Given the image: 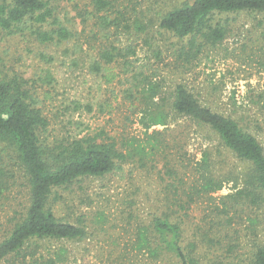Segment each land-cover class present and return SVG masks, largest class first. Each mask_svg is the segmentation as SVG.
<instances>
[{"label":"rangeland","instance_id":"obj_1","mask_svg":"<svg viewBox=\"0 0 264 264\" xmlns=\"http://www.w3.org/2000/svg\"><path fill=\"white\" fill-rule=\"evenodd\" d=\"M109 1L110 16L120 25L111 27L107 37L92 0L57 3L59 21L73 35L66 42L40 44L27 35L0 33V71L27 81L48 121L49 145L88 137L113 143L126 157L118 161L119 169L104 177L81 178L56 190L52 211L62 220L83 225L88 236L78 242L48 243L44 250L61 252L65 262L60 264H155L146 250L138 251L135 234L139 225L148 224L152 214L174 201L183 208L175 207L183 224V247L195 249L197 264H249L253 243L264 238V207H232L223 200L241 186L246 165L207 129L170 113L166 125L145 129L148 107L124 92L130 86L125 83L130 73L125 72L124 60H115L102 74L90 73L88 67L111 45L133 47L135 56L128 60L135 70L151 75L166 92L165 102L158 99L153 105L170 112L168 92L182 83L204 105L238 119L264 149V16H222L228 26L225 39L205 47L185 65L178 57L180 43L158 25L160 17L182 0ZM46 73L50 79L45 80ZM205 150L213 176L223 185L214 193L197 195L193 188L199 175L193 168ZM27 198L23 180L5 194L0 241L13 219L24 213ZM159 264L176 262L165 259Z\"/></svg>","mask_w":264,"mask_h":264},{"label":"trees","instance_id":"obj_2","mask_svg":"<svg viewBox=\"0 0 264 264\" xmlns=\"http://www.w3.org/2000/svg\"><path fill=\"white\" fill-rule=\"evenodd\" d=\"M59 1L0 0V33L27 35L40 44H60L70 40L72 33L61 25L56 13ZM92 4L94 11L102 14L99 23L107 37L111 27L116 30L120 25L117 18L110 16L112 3L92 0ZM240 13L264 16V0H182L160 17L158 25L180 43L178 57L189 65L205 47L216 46L225 39L228 26L222 16ZM133 56V47L118 49L111 45L99 52L88 70L102 74L115 60H124L125 72L130 73L129 78H125V83L130 85L125 88V94L148 107L144 112L143 127L166 125L170 113L174 118L207 129L224 150L246 165L241 172V186L223 200L232 207L240 204L264 207V149L257 139L244 130L238 119L204 105L182 83L174 84L168 92L170 112L153 105L154 100L165 102L166 92L151 75H145L141 68L135 70L128 60ZM40 57L45 56L41 54ZM114 77L112 75V79ZM47 79H50L49 73H46ZM38 104L27 81L16 75L9 78L0 71V210L5 194L15 188L18 180H23L28 197L24 213L13 219L12 227L0 241V263L7 260L12 264L65 262L61 252L46 251L44 245L78 242L86 239L88 234L83 225L56 216L50 206L54 201L52 195L58 188L67 187L81 178L104 177L119 169L118 161L126 160L113 143L96 142L88 137L49 145L48 121ZM211 166L210 153L205 150L193 168L199 175L193 188L195 194L207 195L222 188V181L213 176ZM16 173H19L18 177ZM192 195H187L188 202H192ZM175 207L183 209L175 206L174 201L168 202L159 213L151 215L148 224L139 225L135 234L136 247L139 252L146 250L155 264L165 259L168 262L174 259L176 264H197L195 249L183 247V224ZM228 222L226 226L231 224ZM216 244H219L217 240ZM253 245L249 264H264V238Z\"/></svg>","mask_w":264,"mask_h":264}]
</instances>
